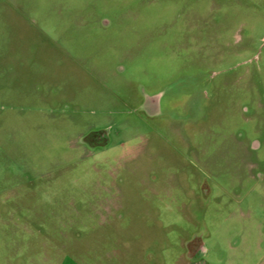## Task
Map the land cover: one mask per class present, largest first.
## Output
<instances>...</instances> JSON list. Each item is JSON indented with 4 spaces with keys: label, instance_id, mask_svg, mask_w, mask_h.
Returning <instances> with one entry per match:
<instances>
[{
    "label": "rangeland",
    "instance_id": "obj_1",
    "mask_svg": "<svg viewBox=\"0 0 264 264\" xmlns=\"http://www.w3.org/2000/svg\"><path fill=\"white\" fill-rule=\"evenodd\" d=\"M0 264H264V0H0Z\"/></svg>",
    "mask_w": 264,
    "mask_h": 264
},
{
    "label": "flooded vegetation",
    "instance_id": "obj_2",
    "mask_svg": "<svg viewBox=\"0 0 264 264\" xmlns=\"http://www.w3.org/2000/svg\"><path fill=\"white\" fill-rule=\"evenodd\" d=\"M189 257H192L194 254L193 253H196V252H201L202 251V248L201 246H198L196 249L194 250H189Z\"/></svg>",
    "mask_w": 264,
    "mask_h": 264
}]
</instances>
